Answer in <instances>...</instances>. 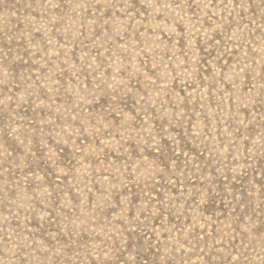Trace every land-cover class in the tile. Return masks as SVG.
<instances>
[{
  "label": "rangeland",
  "instance_id": "obj_1",
  "mask_svg": "<svg viewBox=\"0 0 264 264\" xmlns=\"http://www.w3.org/2000/svg\"><path fill=\"white\" fill-rule=\"evenodd\" d=\"M0 264H264V0H0Z\"/></svg>",
  "mask_w": 264,
  "mask_h": 264
}]
</instances>
